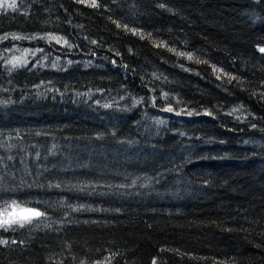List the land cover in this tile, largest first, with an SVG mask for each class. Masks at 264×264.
<instances>
[{"label": "trees", "instance_id": "1", "mask_svg": "<svg viewBox=\"0 0 264 264\" xmlns=\"http://www.w3.org/2000/svg\"><path fill=\"white\" fill-rule=\"evenodd\" d=\"M90 2L0 9V264H264V0Z\"/></svg>", "mask_w": 264, "mask_h": 264}, {"label": "snow or ice", "instance_id": "2", "mask_svg": "<svg viewBox=\"0 0 264 264\" xmlns=\"http://www.w3.org/2000/svg\"><path fill=\"white\" fill-rule=\"evenodd\" d=\"M78 3H87L88 0H77ZM91 7H98L97 0H91L90 2ZM163 7V5H161ZM6 8H16V0H0V9H6ZM115 22V21H114ZM117 27H121L120 24H117ZM125 30H130L133 32V34H136L135 29H128L127 25L123 26ZM13 39H25V37H18L13 35ZM36 37H32V39H35ZM143 38V36H141ZM4 39H7V37H4ZM49 40H56L57 42L60 41V37H54L50 36L47 37ZM67 43V41H65ZM92 43H95L93 41ZM170 51H174V49H169ZM261 53H264V47H261L258 49ZM180 55H184V53H179ZM189 59H192V56L188 55ZM200 62V61H198ZM206 63V61H204ZM13 65V67H17L21 64H26L27 61L23 60L21 57H16L13 60L9 61ZM187 70V69H186ZM213 71H221L219 69H216L215 66H213ZM217 79H220L219 76H217ZM235 79V77H229V80ZM164 98L167 99V93L164 94ZM139 103V101H137ZM165 111H172L171 107H168L164 109ZM233 111H236V109H233ZM189 115H192V113H188ZM210 113L205 112L204 115H209ZM179 115V113H177ZM162 122V121H158ZM45 214L37 209L27 207L25 205H22L18 203L16 200L11 201H3L0 202V229H3L4 231L9 230H15V228H24L25 226L31 225L33 220L36 218H40L44 216ZM15 242V241H13ZM6 243V241H4ZM155 264V262H154Z\"/></svg>", "mask_w": 264, "mask_h": 264}]
</instances>
